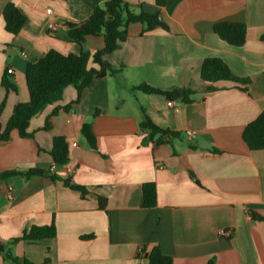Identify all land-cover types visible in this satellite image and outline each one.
<instances>
[{"label":"crops","instance_id":"obj_1","mask_svg":"<svg viewBox=\"0 0 264 264\" xmlns=\"http://www.w3.org/2000/svg\"><path fill=\"white\" fill-rule=\"evenodd\" d=\"M14 3L26 17L17 36L5 30L3 11ZM104 0H0V104L7 123L17 103L29 101L26 65L50 50L79 54L82 48L62 36L65 23L87 20ZM139 14H160L167 30L128 28L121 48L106 56L119 78L106 76L83 90L74 86L62 101L48 106L30 122L32 138L18 131L0 142V175L43 170L70 177L85 196L48 176L0 178V264L6 256L41 264H149L156 247L173 264H264V150L251 151L243 140L246 126L264 111V0H126ZM221 22L242 23L243 46L229 45L214 32ZM57 29V37L49 33ZM104 38L89 36L90 54L104 48ZM222 60L247 91L229 82L207 84L203 61ZM13 71L17 92H6L1 80ZM147 84L162 91L194 93L190 103L133 91ZM60 107L55 115L54 110ZM142 108L161 129L181 138L143 144ZM50 119L51 129L43 130ZM91 124L97 150L83 136ZM192 132V136L188 133ZM70 145L67 167L54 164L53 138ZM194 147V148H193ZM194 175L196 180L191 176ZM154 183L157 205L142 208V186ZM99 197L107 200L99 208ZM54 222L57 235L38 244L10 241L33 226ZM231 232L223 236V232ZM93 236L92 238H85ZM140 255V256H139Z\"/></svg>","mask_w":264,"mask_h":264},{"label":"trees","instance_id":"obj_2","mask_svg":"<svg viewBox=\"0 0 264 264\" xmlns=\"http://www.w3.org/2000/svg\"><path fill=\"white\" fill-rule=\"evenodd\" d=\"M159 6H163L165 0H156ZM5 30L17 36L26 23V17L19 11L14 3H8L3 11ZM133 23H141L145 26V31H151L157 27L167 30V26L160 20V14H148L141 12L135 14L126 0H104L103 5L98 6L92 15L82 23H65L66 32L64 39L78 44L82 51L79 54L64 55L56 50H50L42 57L26 65L25 76L29 91V101L17 103L14 106L13 113L6 124L2 121V114L6 105V100L0 104V142L9 141L11 133L16 130L22 138H32L33 134L28 132L30 122L46 107L58 104L62 101L64 90L69 86L77 89V99L72 104L63 107L65 111L69 110L73 104L80 101L84 89L89 88L95 80L103 79L106 76L119 78L122 73V67L116 68L106 60V56L121 48V44L128 38V28ZM214 32L220 39L235 47H241L246 40L247 29L242 23L221 22L214 26ZM49 33L59 36L57 29H50ZM89 36L103 37L104 48L93 54L83 50ZM264 39V38H263ZM201 79L207 84L206 91L213 90V84L217 82H229L238 85L243 91H247L249 80L236 77L229 67L220 59L208 58L203 61L201 67ZM2 87L6 92H17V86L14 82V75L11 67L6 66L1 80ZM133 91H141L149 95L165 96L171 101H181L190 103L193 91L190 89L176 88L171 91H162L143 84L132 87ZM60 107H57L53 115L57 113ZM141 130L147 132V137L143 144L154 142L156 137L157 145L168 143L181 138L180 133L164 130L156 126L151 118L142 108ZM50 119L46 120L43 130H50ZM81 132L91 148L97 150V140L93 133L91 124H84ZM243 140L251 151L264 150V111L251 123H249L244 132ZM194 148V147H193ZM55 165L67 167L70 162V145L63 136L53 138L52 149L49 152ZM21 175L25 179L34 176H48L55 184H61L72 190L79 191L83 196L87 190L72 183L70 177L60 175V173L43 170H30L26 173H17L14 171L5 172L0 175L1 179ZM192 178L196 180L193 174ZM157 205V190L154 183H145L142 186L141 207L148 209ZM107 200L99 197V208L105 210ZM255 220L264 218L252 215ZM57 235L54 222L47 226H33L25 231L20 237L10 241L11 245L21 241H27L30 244H38L47 239H54ZM86 236L85 238H92ZM140 256V255H139ZM15 264H36L27 259L20 260L12 256H6ZM149 264H173V258L164 255L159 247L154 248L148 255ZM46 258L41 264H48ZM209 264H213L211 261Z\"/></svg>","mask_w":264,"mask_h":264},{"label":"built area","instance_id":"obj_3","mask_svg":"<svg viewBox=\"0 0 264 264\" xmlns=\"http://www.w3.org/2000/svg\"><path fill=\"white\" fill-rule=\"evenodd\" d=\"M188 134H189V136H192V132H190ZM222 235L223 236H230L231 235V232H228V231L227 232H223Z\"/></svg>","mask_w":264,"mask_h":264}]
</instances>
